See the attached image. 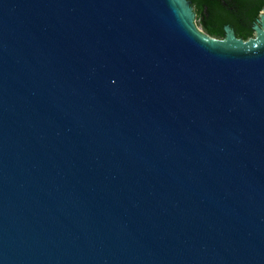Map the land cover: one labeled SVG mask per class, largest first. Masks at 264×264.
Wrapping results in <instances>:
<instances>
[{
    "label": "water",
    "instance_id": "95a60500",
    "mask_svg": "<svg viewBox=\"0 0 264 264\" xmlns=\"http://www.w3.org/2000/svg\"><path fill=\"white\" fill-rule=\"evenodd\" d=\"M0 0V264H264V8Z\"/></svg>",
    "mask_w": 264,
    "mask_h": 264
},
{
    "label": "trees",
    "instance_id": "16d2710c",
    "mask_svg": "<svg viewBox=\"0 0 264 264\" xmlns=\"http://www.w3.org/2000/svg\"><path fill=\"white\" fill-rule=\"evenodd\" d=\"M196 20L211 37L224 38L225 25H230L239 38L255 34L252 23L260 16L264 0H191Z\"/></svg>",
    "mask_w": 264,
    "mask_h": 264
},
{
    "label": "flooded vegetation",
    "instance_id": "af4514ba",
    "mask_svg": "<svg viewBox=\"0 0 264 264\" xmlns=\"http://www.w3.org/2000/svg\"><path fill=\"white\" fill-rule=\"evenodd\" d=\"M259 19H260V16H259V17H258L253 23H252V27H253V28H254V26H256V25H261ZM254 36H255V34H254ZM254 36H253V37H254Z\"/></svg>",
    "mask_w": 264,
    "mask_h": 264
},
{
    "label": "rangeland",
    "instance_id": "374dc122",
    "mask_svg": "<svg viewBox=\"0 0 264 264\" xmlns=\"http://www.w3.org/2000/svg\"><path fill=\"white\" fill-rule=\"evenodd\" d=\"M196 23H197V22H196ZM197 25H198V23H197ZM198 27H199V29H201V31H203V29H202V27H201V26H199V25H198ZM203 32H204V31H203Z\"/></svg>",
    "mask_w": 264,
    "mask_h": 264
}]
</instances>
